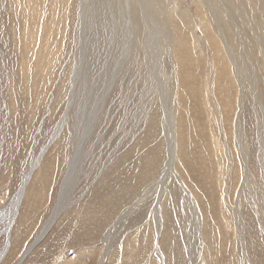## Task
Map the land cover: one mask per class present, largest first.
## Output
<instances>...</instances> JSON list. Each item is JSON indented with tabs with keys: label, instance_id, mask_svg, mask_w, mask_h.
I'll return each instance as SVG.
<instances>
[{
	"label": "rangeland",
	"instance_id": "obj_1",
	"mask_svg": "<svg viewBox=\"0 0 264 264\" xmlns=\"http://www.w3.org/2000/svg\"><path fill=\"white\" fill-rule=\"evenodd\" d=\"M147 3L154 2L0 0V211L4 209L0 216L1 230L9 219L6 214L9 215L12 196L41 157L30 177L38 182L33 187L31 183L25 186L10 237L0 234V248L9 242L3 264H13L32 237L45 227L57 203L62 204L54 222L29 246L32 249L28 247L20 264H26L33 254L37 259L27 264H99V255L106 248L103 238L108 239L110 250L126 252L120 254L130 264H138L136 258L140 256L146 258L141 264H167L162 250L157 253V231L160 232L157 228L161 229L163 215L162 199L158 201L167 188L170 197L167 210L173 212L164 221L169 223L167 220L173 219L181 231L189 264H264V0H158L166 7L170 19L174 15L186 18L191 31H188L190 46L197 59L205 62L206 79L200 87L203 86L207 98L203 106L206 111L198 115V120L188 107L183 119L186 134L191 138L187 152L200 172L194 175L205 172L209 178L212 174L210 183L208 179L204 181V192L200 187L195 190L193 176H189L191 181L185 179L176 161H171L173 155L163 158L155 148L158 144L165 152L168 144L173 143L171 138L175 142L172 99L177 92L174 93L173 87L175 76L168 72L172 64L167 46L161 41V37L163 41L166 38L164 32L169 38L170 25L161 27L158 13L147 9ZM84 10L86 13L82 14ZM146 11L151 17L148 13L144 15ZM206 18L214 24L217 19L221 25L229 21L239 38L237 50L229 44L233 49L230 55L239 64L237 67L229 58L234 63L230 62L231 69L241 77L240 82L236 80L237 89L231 91L232 97L238 91L231 113L222 104L221 97L227 99L226 92L221 96L216 90L214 95L207 88L213 82V70L206 67V61L210 64L213 57L203 43ZM148 37L150 46L143 43ZM159 49L161 67L156 68L150 52ZM76 69L80 73L73 84L71 77ZM66 107H69L66 123L50 143ZM154 112L159 113L157 119ZM190 117L197 119V124L191 125ZM153 122L155 127L149 128L151 134L147 135L146 129ZM145 137L149 138L144 141ZM73 144L81 151L77 149L75 153L71 179L59 198L75 149ZM146 154H152L147 159H152L147 170L135 158ZM188 188L198 195L200 202L195 193L189 194L192 192ZM100 192H107L109 197L101 195L103 200L99 201ZM216 199L220 201L217 204ZM167 200L166 197L162 205ZM85 204L92 206L91 211L82 208ZM214 209L219 218L225 217V222L211 219ZM20 216L24 224L20 223ZM22 227L25 231L19 237L17 232ZM92 227L98 228L94 238L75 237L80 228L88 231ZM74 237L77 240L72 241ZM104 256L101 264L105 263L109 250Z\"/></svg>",
	"mask_w": 264,
	"mask_h": 264
},
{
	"label": "bare ground",
	"instance_id": "obj_2",
	"mask_svg": "<svg viewBox=\"0 0 264 264\" xmlns=\"http://www.w3.org/2000/svg\"><path fill=\"white\" fill-rule=\"evenodd\" d=\"M144 1V0H142ZM148 1H152L153 5H149L147 3V6L146 8L147 9H150V10H153L152 13L154 12L155 13H158V18H159V24L161 25V27L164 28V26H169L170 25V29L167 30L170 34L169 38L167 37V35L165 34L164 32V35L166 36V38H164V41L162 40L163 37H161V41L162 43L166 44L167 46V50H168V53H169V64L171 63L172 64V70L168 71L170 76H175V81H174V85L173 87L175 88V92L176 95L174 96L175 98L172 99V100H175V115H176V126H175V142H174V138H171L173 140V143L172 144H168V150H166L164 152L163 149H161L162 147L159 146L158 144L155 145V148H157V151L158 153L157 154H161L164 158V156H167V158L169 159V157L171 155L172 158H171V161H176L179 169H180V172L184 175L185 179H188L191 181V178L192 180L194 181L195 183V190L196 191H199V187L201 189V191H206V188H203V186H206L205 182L204 181H207V179L209 180V182L207 183H210V181L213 180L212 178V174L209 176V178L205 175V172L204 174H201L200 176H197V175H194L197 174H200L199 170H197V167H195L194 165H196L194 163V160H192L187 152V149H188V144L187 142L191 139L189 137V135L186 134L187 132V129L185 128L186 126V123L185 121L183 120L184 118H186V112H185V109L188 110V107H189V111L195 115V118H197L199 120V116L203 113V111H206L204 109V101L207 100V98L205 99V94L204 92L202 91V87H200V84L202 83V81H204L206 79V73H205V62L204 60L202 59H197V57L195 56L193 50H192V47L190 46V25L188 23V21L186 20L185 17H183L182 19H180L177 15H174L172 18L173 19H170V15L167 14L168 11L166 9V7H162L159 3H158V0H148ZM200 0H198L199 2ZM221 1V0H220ZM223 1V0H222ZM136 2V1H135ZM200 5V4H199ZM201 6V5H200ZM144 7V6H143ZM80 9V8H79ZM205 10V9H204ZM203 11V10H202ZM204 13H206L205 11H203ZM86 13V10H84V12H82V14H85ZM148 12L146 11L144 13V15H146ZM202 13V12H201ZM203 13V14H204ZM152 14V15H154ZM148 16L151 17V15H149V13L147 14ZM48 15L46 14V17ZM45 17V16H44ZM207 17V16H206ZM157 18V17H156ZM50 19V18H48ZM48 19H47V22H48ZM207 19V18H206ZM123 20V19H122ZM126 20V19H125ZM129 20V19H128ZM146 21V20H145ZM148 21V20H147ZM124 22V21H123ZM127 23V21H125ZM133 22V21H132ZM205 22V21H204ZM147 23V22H146ZM154 23V22H153ZM158 23V22H157ZM213 23V24H212ZM123 24V23H122ZM158 25V24H157ZM156 25V26H157ZM127 27V26H126ZM125 27V28H126ZM131 27V26H130ZM146 27V26H144ZM204 27H205V31H204V36L206 37L204 40H203V43L206 45L207 49L212 51V54L211 56L213 57V60L212 62H210V64H208V61H206V67L208 68H212L213 72H212V76H213V82L211 85H209L207 88H209V93L211 94V90L214 94V91L216 92L217 90V93L221 94L222 96V93L223 92H226L225 93V96H227V99H223L222 98V104L224 107H227L229 109V112L231 113L232 112V107H234L235 105V99H236V96H237V90L235 91V94H234V97H232V93L231 91L234 90V89H237V83H236V80H238L240 82V79L241 77H239V72H241L240 68L238 69L239 72L237 75L236 71H232L231 69V63L232 61H234L233 57L230 55L231 52H233L232 50H237V47H239V38L236 37V32L235 30L232 28L231 24L229 21H224L223 25H221L220 23H218V20L216 19L215 20V24H214V21H212V19H207L206 20V23L204 24ZM128 28V27H127ZM126 28V29H127ZM132 28V27H131ZM80 29V28H79ZM174 29V32L173 30ZM128 30V29H127ZM136 31V29H135ZM151 31V30H150ZM190 31V32H188ZM131 33V32H130ZM129 33V34H130ZM133 33V32H132ZM151 33V32H150ZM80 34V33H79ZM134 34V33H133ZM132 34V35H133ZM135 36V35H134ZM148 41H145L143 42L144 44H146L147 42V45L146 46H150V42H149V37L147 38ZM194 39V38H193ZM196 40V39H195ZM94 42V41H93ZM231 44L232 46L235 45L236 46V49L233 48L229 45ZM83 46V45H82ZM145 46V48H146ZM152 47V46H151ZM225 47V48H224ZM80 48V47H79ZM149 48V47H147ZM53 49V48H52ZM225 49V50H224ZM100 50V49H99ZM111 50V49H110ZM113 50V49H112ZM139 50V49H138ZM151 50V48H150ZM154 50V49H153ZM160 50H155V51H152L150 52L152 54V61L155 62L156 64V68H158L159 66L161 67V64L160 62L158 61V57H159V53H160ZM224 50V51H223ZM225 51L227 54H225ZM80 52V51H79ZM145 53L148 52V51H144ZM223 52V53H222ZM78 53V52H77ZM83 53V52H82ZM87 53V52H86ZM103 53V52H102ZM110 53V52H109ZM149 53V52H148ZM149 53V55H151ZM79 54V53H78ZM89 54V53H88ZM147 54V53H146ZM145 56L147 57L148 55ZM80 55V54H79ZM96 55V54H95ZM110 56V54H108ZM107 55V56H108ZM226 55V56H225ZM104 56V55H103ZM210 56V57H211ZM78 57V56H77ZM111 57V56H110ZM151 58V57H150ZM232 59V61H230V59ZM86 59V58H85ZM107 59V58H106ZM82 60H84V58H82ZM100 60V58H99ZM211 61V60H210ZM105 62V61H104ZM107 62V61H106ZM148 62V61H147ZM231 62V63H230ZM48 63V62H47ZM235 63V61H234ZM234 63H232L234 65ZM101 64V63H100ZM153 64V63H151ZM155 64H153V68H155ZM159 64V65H158ZM106 65V64H105ZM109 65V64H108ZM235 65L237 67H239V64H236ZM87 66V65H86ZM107 66V65H106ZM77 68V67H75ZM102 68V67H101ZM109 68V67H108ZM111 68V67H110ZM151 68V66H150ZM170 67H168V65H166V70H169ZM235 68V66H234ZM81 69V67H80ZM107 69V68H106ZM83 70V69H81ZM124 70V69H123ZM154 70V69H153ZM235 70V69H234ZM80 70L76 69L74 74H72L73 76L71 77V79L73 80V84H74V80L76 79V77L79 75V72ZM102 71V70H101ZM125 71V70H124ZM39 72V71H38ZM87 72V71H86ZM211 72V71H210ZM83 73V72H81ZM121 73V72H120ZM125 73V72H124ZM123 73V75H124ZM156 73V72H155ZM210 74V73H209ZM34 75V74H33ZM83 75V74H82ZM85 75V74H84ZM108 75V74H107ZM111 75V74H110ZM122 75V76H123ZM103 76V75H102ZM112 76V75H111ZM36 77V76H34ZM85 77V76H84ZM101 77V76H100ZM115 77V76H114ZM124 77V76H123ZM44 78V77H43ZM82 78V77H81ZM244 78V77H243ZM242 78V79H243ZM98 79V78H97ZM114 79V78H112ZM245 79V78H244ZM196 80H197V83H196ZM114 81V80H113ZM78 82V81H77ZM102 82V80H101ZM107 83V82H106ZM165 83V82H164ZM95 84V83H94ZM97 84V83H96ZM113 84V83H112ZM241 84V83H240ZM244 84V83H243ZM70 84L68 83V86ZM102 85V84H101ZM164 85V84H163ZM166 85V84H165ZM203 85V84H202ZM247 85V84H245ZM108 86V84H107ZM168 86V85H167ZM76 87V86H75ZM101 87V86H100ZM163 87V86H162ZM212 87V89H211ZM73 88V87H72ZM86 88V87H85ZM84 88V90H86ZM93 88V86H92ZM96 88V87H95ZM110 88V87H109ZM164 88V87H163ZM163 88H162V92H163ZM168 88V87H167ZM242 88V87H241ZM75 89V88H74ZM77 89V87H76ZM75 89V90H76ZM244 89V87H243ZM71 90V89H70ZM87 90H89L87 88ZM101 90V88H100ZM73 91V90H72ZM70 92L71 94L73 92ZM94 91V90H93ZM165 91V90H164ZM246 91V90H245ZM83 92V91H82ZM91 93V92H90ZM101 93V91H100ZM104 93V92H102ZM164 93V92H163ZM173 93V94H174ZM243 93V92H242ZM76 94V93H75ZM74 94V95H75ZM89 94V92H88ZM106 94V93H105ZM103 94V95H105ZM172 94V95H173ZM70 95V94H69ZM73 95V94H72ZM77 95V94H76ZM75 95V96H76ZM97 95V94H96ZM102 95V96H103ZM215 95V94H214ZM100 96V95H99ZM106 96V95H105ZM171 96V95H170ZM229 96V97H228ZM244 96V95H243ZM92 97V96H91ZM90 97V98H91ZM74 98V97H73ZM87 99V98H86ZM106 99V98H105ZM95 100V99H94ZM210 101V105H212V101H211V98L209 99ZM240 106H242V97H240ZM87 101V100H86ZM71 102V101H70ZM102 102V101H101ZM244 102V101H243ZM66 103V102H65ZM88 103V102H87ZM64 104V103H63ZM70 104V103H69ZM85 104V103H84ZM83 104V105H84ZM209 105V106H210ZM66 106V104L64 105ZM69 106V105H68ZM85 106V105H84ZM213 106V105H212ZM238 106H239V101H238ZM237 106V107H238ZM79 107V106H78ZM69 107H66V110H65V113L63 114V116L60 118V121L55 125L54 127V130L52 132V135L49 139V142L52 143V141H54L58 135L62 132V126L64 123H66V120L65 118H67V109ZM81 108V107H80ZM88 108V107H86ZM211 108V107H210ZM90 109V108H89ZM85 110V109H84ZM167 110V109H165ZM87 111V109H86ZM92 111V109H91ZM94 111V109H93ZM79 112V110H78ZM77 112V113H78ZM89 112V111H88ZM87 112V113H88ZM96 112V111H95ZM216 114H217V109L215 110ZM86 113V112H85ZM91 113V112H90ZM162 113V111H161ZM166 113V112H165ZM229 113V114H230ZM80 114V113H79ZM154 114H156V112H154ZM84 115H87V114H84ZM90 115V114H89ZM88 115V116H89ZM97 115V114H96ZM161 115V114H160ZM170 115V114H169ZM199 115V116H198ZM208 115V113H207ZM221 115V114H220ZM82 116V115H81ZM159 116V113L156 114V119L157 117ZM166 116V115H165ZM205 116V115H204ZM203 116V117H204ZM217 116V115H216ZM223 116V115H222ZM79 117V116H78ZM84 117V116H82ZM94 117V116H93ZM160 118V117H159ZM225 118V117H224ZM85 119V118H84ZM87 119V118H86ZM197 119H192L190 117L189 121H190V124L191 125H194V124H197L196 121ZM201 119V118H200ZM204 119V118H203ZM228 119V118H227ZM226 119V120H227ZM82 121H85L83 119H81ZM94 120V119H93ZM159 120V119H158ZM169 120V119H168ZM65 121V122H64ZM89 121V120H88ZM188 121V122H189ZM86 122V121H85ZM150 122V121H149ZM173 122H175L173 120ZM77 123V121H76ZM80 124H82L80 122ZM80 124L78 125V127L80 126ZM155 122L152 123V125L148 126V131L146 129V134H151V132L149 131V128L150 129H154L155 127ZM202 124L205 125V120L204 122H202ZM229 124V123H228ZM88 125V124H87ZM90 125V124H89ZM157 125H158V122H157ZM161 125V124H160ZM169 125V123H168ZM83 126V125H82ZM64 127V126H63ZM89 127V126H88ZM202 127V126H201ZM207 127V126H206ZM192 128V127H191ZM203 128V127H202ZM79 129V128H78ZM83 129V128H81ZM171 129V128H170ZM207 129H209L207 127ZM231 130L229 131L230 133V136H231V133H232V127L230 128ZM241 128H239L240 130ZM89 130V129H88ZM87 130V131H88ZM173 130V129H172ZM192 130V129H191ZM229 130V129H227ZM238 130V135L241 136V131ZM73 131V130H72ZM145 131V130H144ZM169 131V130H168ZM201 131V130H200ZM203 133H205L204 130H202ZM74 132V131H73ZM72 132V133H73ZM76 132V131H75ZM80 132V131H79ZM142 132V131H141ZM212 132V131H211ZM200 133V132H198ZM197 133V134H198ZM74 136H75V133H73ZM77 134V133H76ZM201 135V134H200ZM199 135V136H200ZM215 135V134H214ZM243 135V134H242ZM78 136V135H77ZM202 136V135H201ZM207 136V135H205ZM73 137V136H71ZM172 137H173V132H172ZM76 138V137H75ZM149 138V137H148ZM148 138H144V141ZM207 138V137H206ZM232 138V137H231ZM242 137H240L241 139ZM72 140H75V139H72ZM171 141V140H169ZM79 142V140L77 141ZM76 142V144H77ZM49 143V144H50ZM79 145V143H78ZM218 145V144H217ZM73 146H75L73 144ZM240 146V145H239ZM77 149H79L78 147L76 148L75 146V149L73 150V154L71 156V160H70V163H69V167H68V170L66 172V175L64 177V179L62 180V183H61V191H60V194H59V198L62 197V195L64 194L63 192L66 190V186H67V182H68V179L70 178V175H71V170H72V167L76 160V151ZM146 149V148H145ZM209 149V148H208ZM211 149V148H210ZM80 150V149H79ZM78 150V151H79ZM212 150V149H211ZM243 150V149H242ZM81 151V150H80ZM127 151V150H126ZM214 151H215V148H214ZM206 152V151H205ZM210 152V151H209ZM228 152V151H227ZM152 153V152H151ZM171 154V155H169ZM141 155V153H140ZM210 155V154H209ZM228 155V154H227ZM244 156V155H243ZM79 158V157H78ZM136 159H138L140 161V163L144 166V169L147 170L148 167L150 166L151 162H152V159L151 160H147V159H150L152 158V154H146L144 156H136L135 157ZM155 158V157H154ZM41 157L39 156V158L34 162V164L32 165V168L31 170L24 176L23 178V181H22V184L20 185L19 189L16 191V193L12 196L11 200H10V206L8 208V214H6V216H9V219H8V223H3L2 227H5L3 230H1L2 228H0V234L2 232V234H6L7 235V238L10 237V229L12 227V224H13V221H15V217L17 216L16 213L18 214L17 210L19 209L18 207L20 206V204L22 203V200H23V197H24V193H25V189H26V185L30 184L32 185V187L34 186V184H37L38 182V179H33L32 181L30 180V177L32 175V171L35 169L34 167H37V165L39 164V161H40ZM163 160V159H162ZM161 160V161H162ZM154 161V160H153ZM137 162V161H136ZM170 160L168 161V164H169ZM159 163V162H158ZM161 164V163H160ZM72 165V166H71ZM125 165V164H124ZM212 165V163H211ZM171 167V166H170ZM204 167V166H203ZM128 168H133L132 166H129ZM139 168V166H138ZM173 168V167H172ZM41 169V166L38 170ZM140 169V168H139ZM159 169V168H158ZM167 169V168H166ZM124 170V169H123ZM143 170V169H142ZM201 170V168H200ZM155 171V170H153ZM204 171V170H203ZM137 173V172H136ZM73 174V173H72ZM140 174V173H139ZM138 175V174H137ZM41 176H42V173H41ZM182 176V175H181ZM193 176V177H190ZM135 177V176H134ZM179 177V175H178ZM41 178H44V176H42ZM236 178V182L238 181V178ZM71 179V178H70ZM144 179V178H143ZM130 183L131 185L134 184L133 182V179L132 177H130ZM45 181H46V178H45ZM184 182V180H183ZM123 184V183H122ZM125 184V183H124ZM202 184V185H201ZM199 185V186H198ZM26 186V187H25ZM127 186V185H126ZM186 187V186H185ZM177 189V187H175ZM113 189V188H112ZM168 189V188H167ZM166 189L164 195L162 196V194L159 195V201H161L160 203V208H161V211H162V226H161V229L157 228L159 231H157L158 233V244H159V248L157 249V253L159 252V250H162V253L161 254L163 256V258L166 260L167 264H189L188 263V257L187 259L185 258L186 253H185V249H184V244H183V240H182V233L181 231L178 229V226H176L175 222L173 219H168L167 221L168 222H165L164 219L167 215H170L171 212H173V210L171 209V212L169 213L168 210H167V205L169 206V195H167L168 190ZM180 189V188H179ZM189 189V188H188ZM170 190V189H169ZM190 190V189H189ZM106 191V190H105ZM180 191V190H179ZM203 191V192H204ZM190 192L192 193H189V194H193L195 193L194 191L190 190ZM27 193V192H26ZM29 193V192H28ZM126 193V192H125ZM177 193V192H176ZM206 193V192H205ZM208 193V192H207ZM108 193L107 192H100L99 196V201L103 200V197L101 195H105L106 197H109L107 195ZM181 194V193H180ZM177 195V194H176ZM179 195V193H178ZM196 195V196H195ZM195 197L197 198V201H199V197L198 195L195 193ZM204 195V194H203ZM208 195V194H207ZM26 196V195H25ZM168 198L167 200V203H165V205L162 203L164 202L163 200L165 198ZM203 197V196H201ZM210 197V196H209ZM30 198V197H29ZM28 199V198H27ZM180 199V198H179ZM61 199H59L58 202H61L60 201ZM211 200V199H210ZM98 201V202H99ZM200 202V201H199ZM217 202H220L218 199H216L215 203L217 204ZM223 203V202H222ZM62 203H57L56 207L54 208L52 214L50 215L49 218H47V220L45 221V227L39 231V233L35 236V238L32 237V239L30 240V243L27 245V247L25 249H23V251L16 257L15 261L13 262V264H20L22 263V261L24 260L25 256H26V252L28 251V247L32 244V243H35L36 241H38L42 235L47 231V229L51 226V224L54 222L56 216L58 215V210L60 209V205ZM26 204H24V207H25ZM92 205V203H91ZM91 207L92 206H88L85 204V206H83L82 208L85 209V210H90L91 211ZM181 208V207H180ZM178 211L179 209L176 208ZM201 209V208H200ZM155 210V209H154ZM170 210V209H169ZM211 210V208H210ZM25 211V210H24ZM73 213H74V210H71ZM4 212V209H2L0 211V216H2L1 214H3ZM215 212V209L213 210V214ZM236 214V212H234ZM172 214V213H171ZM217 213L215 212V215H213L211 217V219L213 220H221V222H225V217H220L218 215H216ZM240 214V213H239ZM22 215V214H20ZM175 216V215H174ZM203 216V214H202ZM222 216V215H221ZM23 217V215H22ZM21 216L18 217V219H21L22 218ZM227 217V216H226ZM1 218V217H0ZM172 218H174L172 216ZM6 220V219H5ZM219 220V221H220ZM228 220V219H227ZM177 221V220H176ZM211 220H209L208 222H210ZM3 221H0V223H2ZM178 222V221H177ZM229 222V220H228ZM20 223H25V220L24 219H21V222ZM174 223V225H173ZM179 223V222H178ZM219 223V222H218ZM19 224V223H18ZM220 224V223H219ZM243 224V223H242ZM1 225V224H0ZM1 227V226H0ZM81 227L82 224H81ZM20 228V226H19ZM202 228V227H201ZM98 228L96 227H92L90 228V230H82V228H80L78 231H76V234H75V237H79V238H82V239H86L85 236H89L87 238H94L95 237V233H96V230ZM143 229V228H141ZM140 229V230H141ZM200 229V228H198ZM139 230V231H140ZM240 230V229H239ZM25 231L24 228L22 227L18 232L17 234L19 235V237L21 236V233ZM138 231V232H139ZM145 231V230H144ZM210 231V224L208 226V231L207 233ZM102 233V232H101ZM100 235V232L97 236ZM176 235V236H175ZM180 236H181V240H180ZM75 237L72 239V241H75L77 239H75ZM177 237V241L174 240L175 238ZM88 240V239H87ZM103 241H105L106 243V248L105 250L103 251V255H99V264H101V262L105 259V256L107 253H108V250H109V256L107 257L105 263H107V261L109 262V264H130L129 262V259H127L126 257H122L120 253H122V255L126 254V252H116L115 249H111L110 250V245L107 243L108 239L106 238H103ZM183 241V242H182ZM147 242V241H145ZM180 243V244H177V243ZM182 242V243H181ZM211 242V241H210ZM78 244V241L76 243H74V246ZM183 244V245H182ZM22 245L21 244V248H22ZM255 245V244H254ZM9 242H7L4 247L0 248V264H3L4 262V259L6 258V255L7 253H9ZM34 247V246H33ZM125 247H126V244H125ZM31 248V247H29ZM32 249V248H31ZM160 253V252H159ZM17 254V253H15ZM139 254V253H138ZM98 256V255H97ZM30 257V256H29ZM28 257V258H29ZM141 257V256H140ZM136 258L138 260V264H141L143 262V260L145 259H141V258ZM153 256H151L152 258ZM254 258H256L255 256H253ZM93 261H96L97 260V257L94 256L93 257ZM37 258H35V254H33L27 261H26V264L27 263H31V262H34V260H36ZM135 259V260H136ZM76 260V259H75ZM112 260V261H111ZM136 262V261H135ZM146 262V260H145ZM165 262V261H164ZM103 263V264H105ZM191 263H192V260H191Z\"/></svg>",
	"mask_w": 264,
	"mask_h": 264
}]
</instances>
